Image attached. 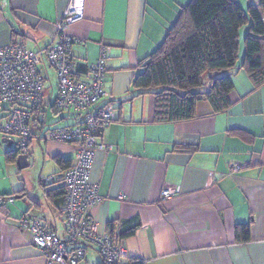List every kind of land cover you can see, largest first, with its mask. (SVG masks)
Listing matches in <instances>:
<instances>
[{
	"label": "crops",
	"instance_id": "1",
	"mask_svg": "<svg viewBox=\"0 0 264 264\" xmlns=\"http://www.w3.org/2000/svg\"><path fill=\"white\" fill-rule=\"evenodd\" d=\"M189 0H84V17L71 24L72 76L88 81V65L104 48L107 98L114 120L100 141L112 146L97 151L91 179L101 200L89 210L98 234H133L118 241L125 256L116 264H264V83L255 88L239 68L226 73L233 85L231 106L214 112L205 100L196 116L180 122H155L154 98L138 95L132 80L138 64L162 42L179 10ZM243 9L259 0H236ZM68 0H0V47L11 42L31 51L44 50L55 38L56 23ZM43 104L31 119L28 148L7 160L10 147L0 134V264H46L30 236L17 230L22 215L38 218L60 238L66 237L61 213L63 177L55 157L75 158V145L44 138L49 127L80 124V113L63 112L50 125L57 76L45 57ZM175 146L196 151L175 150ZM20 157L18 162V157ZM241 168L229 172V163ZM47 177L52 181L45 182ZM169 189V198L162 191ZM109 224L112 227L109 229ZM249 224V239H235L236 225ZM80 264H104L98 250L83 243Z\"/></svg>",
	"mask_w": 264,
	"mask_h": 264
},
{
	"label": "built area",
	"instance_id": "2",
	"mask_svg": "<svg viewBox=\"0 0 264 264\" xmlns=\"http://www.w3.org/2000/svg\"><path fill=\"white\" fill-rule=\"evenodd\" d=\"M84 17V0H68L61 19L56 23L55 38L44 50L31 51L22 44L11 42L0 47V134L10 140V149L25 151L33 137L31 119L33 111L43 104V76L38 65L46 56L57 76V92L53 108L58 112L80 113V124L47 128L46 140L75 145V158L63 177L64 200L61 213L66 237L60 238L36 217L22 215L17 230L30 236L31 243L45 258L46 264H80L84 258L83 243L94 246L104 264H116L125 256L124 249L107 234H98L89 210L101 200L98 185L91 179V170L97 151L112 149L99 140L103 129L114 120L111 104L97 109L93 106L107 98L104 85L106 58L104 48L99 59L88 65L90 79L78 80L72 76L73 57L71 44L76 41L67 33L68 27ZM241 168L238 162L229 163V172ZM52 181L47 177L45 182ZM171 190L164 189L162 196L169 198ZM13 203L0 197V206Z\"/></svg>",
	"mask_w": 264,
	"mask_h": 264
},
{
	"label": "trees",
	"instance_id": "3",
	"mask_svg": "<svg viewBox=\"0 0 264 264\" xmlns=\"http://www.w3.org/2000/svg\"><path fill=\"white\" fill-rule=\"evenodd\" d=\"M243 26L247 29L239 68L257 88L264 83V0L249 3L245 9L236 0H189L180 8L160 45L139 62L140 71L131 83L138 95H153L155 122L193 119L199 100L207 101L214 112L231 106L233 85L226 72L239 59ZM175 150L193 152L196 148L175 146ZM17 153L10 149L7 160ZM54 161L61 171L71 166L70 160L61 157ZM60 194L64 197L63 188ZM138 226L136 223L127 232L115 234L109 224L107 235L118 243ZM234 233L236 240H248L249 224L236 225Z\"/></svg>",
	"mask_w": 264,
	"mask_h": 264
},
{
	"label": "rangeland",
	"instance_id": "4",
	"mask_svg": "<svg viewBox=\"0 0 264 264\" xmlns=\"http://www.w3.org/2000/svg\"><path fill=\"white\" fill-rule=\"evenodd\" d=\"M247 29V26H243L240 30V39L242 40L244 35H245V31ZM63 112H59L57 115H55L53 113V111H51L49 108H47L46 110V119L48 124L50 125V123H53L54 119L56 120L58 117H60L61 115H63Z\"/></svg>",
	"mask_w": 264,
	"mask_h": 264
},
{
	"label": "water",
	"instance_id": "5",
	"mask_svg": "<svg viewBox=\"0 0 264 264\" xmlns=\"http://www.w3.org/2000/svg\"><path fill=\"white\" fill-rule=\"evenodd\" d=\"M7 141H8V146L10 147V143H11V142H10L9 139H7ZM20 157H21V156L18 157V162H19Z\"/></svg>",
	"mask_w": 264,
	"mask_h": 264
}]
</instances>
